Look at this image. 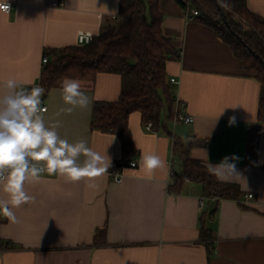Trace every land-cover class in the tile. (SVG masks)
I'll return each mask as SVG.
<instances>
[{
    "label": "crops",
    "instance_id": "obj_1",
    "mask_svg": "<svg viewBox=\"0 0 264 264\" xmlns=\"http://www.w3.org/2000/svg\"><path fill=\"white\" fill-rule=\"evenodd\" d=\"M7 2L11 10L0 9V94L7 91L9 79L26 90L38 83L46 47L78 44L81 30L98 34L120 7L119 0ZM159 2L163 31L181 49V58L172 56L167 63L168 79L178 80L171 84L172 94L194 121L176 124L166 114L167 130L155 131L145 127L140 113H133L130 127L139 150L132 160L137 166L120 168L124 176L117 181L112 172L122 161V144L114 133L93 130L91 123L96 99L120 95V75L106 72L94 81L75 79L91 104L70 113L62 111L68 105L60 85L52 88L42 100L48 105L42 112L46 124L58 125L60 137L71 143L85 140L110 158L111 167L91 181L71 183L45 172L39 182L26 184L34 200L12 209L15 220L0 213V264H264L261 84L244 73L232 48L211 28L189 19L192 12L176 0ZM247 2L264 18V0ZM177 138L193 142L190 156L206 164L238 157L241 177L225 182L238 184L242 197H208L193 181L180 192L172 191L173 172L182 169ZM142 153L160 156L164 166L148 173L138 163ZM249 193L254 195L247 199ZM204 224L213 238L202 239Z\"/></svg>",
    "mask_w": 264,
    "mask_h": 264
},
{
    "label": "trees",
    "instance_id": "obj_2",
    "mask_svg": "<svg viewBox=\"0 0 264 264\" xmlns=\"http://www.w3.org/2000/svg\"><path fill=\"white\" fill-rule=\"evenodd\" d=\"M119 1L118 15L104 24L90 43L46 47L48 61L38 82L45 89L43 100L63 78L94 81L100 73L120 75L122 88L118 98L94 101L91 127L118 136L123 158L117 167L122 168L131 164L139 150L130 127V116L140 113L142 123L151 121L152 129L158 131L167 130L166 114L167 119L175 115L176 97L168 79L167 63L172 56L181 58V49L163 31L165 17L159 0ZM176 1L186 10H196L195 20L211 28L227 43L240 60L244 73L260 82L258 118L264 122V18L250 9L247 0ZM192 144L178 138L175 141L182 169L173 172L171 190L180 192L187 181H193L203 186L208 197H242L238 184L218 180L209 174L205 162L190 156ZM214 213L212 210L210 216ZM201 236L207 240L213 238L206 224L201 227Z\"/></svg>",
    "mask_w": 264,
    "mask_h": 264
},
{
    "label": "clouds",
    "instance_id": "obj_3",
    "mask_svg": "<svg viewBox=\"0 0 264 264\" xmlns=\"http://www.w3.org/2000/svg\"><path fill=\"white\" fill-rule=\"evenodd\" d=\"M0 9H9L7 0H0ZM4 86L7 91L0 94V213L15 220L12 209L34 200L25 185L39 182L45 172L49 176L60 175L71 183L91 181L108 172L111 167L108 156L106 160L85 140L71 143L61 138L58 125L46 124L42 115L46 109L41 108L43 87L26 90L14 79L7 80ZM60 92L68 105L62 111L87 109L91 104L75 79L63 78ZM229 122L234 123L235 118ZM238 159L225 156L217 164L208 162L207 171L220 181L241 177L235 163ZM138 163L151 173L162 168L165 161L156 154L142 153ZM88 186L97 187L94 183Z\"/></svg>",
    "mask_w": 264,
    "mask_h": 264
},
{
    "label": "built area",
    "instance_id": "obj_4",
    "mask_svg": "<svg viewBox=\"0 0 264 264\" xmlns=\"http://www.w3.org/2000/svg\"><path fill=\"white\" fill-rule=\"evenodd\" d=\"M7 4L9 5V9H7V11H9L12 8V3L7 2ZM63 4H64V1H60V5H63ZM189 11L193 13V14L189 15V19H195L196 18L197 11L194 10V9L193 10H189ZM95 35L96 34H94L91 31H86V30L79 31V33H78V44L84 45V44L90 43L93 40V38H94ZM43 57H44L43 58V64H46L47 61H48V56H46L44 54ZM170 82L171 83H177L178 80L175 77H171L170 78ZM32 87H40L39 82L36 83V84H34V85H32L31 88ZM42 102L43 101L41 100V108L47 110L48 109V105L45 104V103H42ZM175 106H176V107H174V109H175V115L173 117V122L174 123H176V122L191 123V122L194 121V117L192 115L186 113L184 107H182L180 105L179 100H176ZM145 127L147 129L152 130L153 123L150 121L147 124H145ZM130 163H131L130 164L131 167H136L137 166V161L136 160H132V162H130ZM112 175H113L114 179H116L117 181H121L123 179L122 177L124 176L123 172L116 165L114 166V171L112 172ZM253 195H254L253 193H249V195H245V197H247V199H248V198L253 197ZM201 204L202 205L204 204V200L201 201ZM1 223H2V219H1V216H0V227H1ZM2 246H3L2 245V239H1V235H0V251L2 249Z\"/></svg>",
    "mask_w": 264,
    "mask_h": 264
},
{
    "label": "water",
    "instance_id": "obj_5",
    "mask_svg": "<svg viewBox=\"0 0 264 264\" xmlns=\"http://www.w3.org/2000/svg\"><path fill=\"white\" fill-rule=\"evenodd\" d=\"M222 14H224V12H222ZM250 49H251V48H250ZM251 51H252L253 53H255L253 49H252ZM255 54H256L257 57H259V58L261 59V57H260L257 53H255ZM261 60H262V59H261ZM262 61H263V60H262Z\"/></svg>",
    "mask_w": 264,
    "mask_h": 264
},
{
    "label": "rangeland",
    "instance_id": "obj_6",
    "mask_svg": "<svg viewBox=\"0 0 264 264\" xmlns=\"http://www.w3.org/2000/svg\"><path fill=\"white\" fill-rule=\"evenodd\" d=\"M174 123V122H173ZM176 124H177V122H176Z\"/></svg>",
    "mask_w": 264,
    "mask_h": 264
}]
</instances>
